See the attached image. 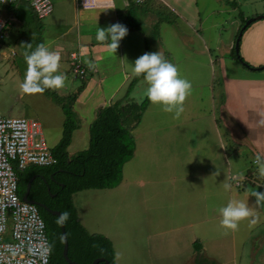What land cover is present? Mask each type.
I'll return each mask as SVG.
<instances>
[{
  "label": "rangeland",
  "instance_id": "rangeland-1",
  "mask_svg": "<svg viewBox=\"0 0 264 264\" xmlns=\"http://www.w3.org/2000/svg\"><path fill=\"white\" fill-rule=\"evenodd\" d=\"M114 1L117 7L110 14L107 9L77 8L75 0H52L54 11L45 19L38 18L26 1L0 3V15L14 18L0 49L2 115L38 119L55 148L65 113L57 98L45 91L49 83L33 77L50 80L52 94L70 93L69 97L88 82L73 106L79 127L68 147L70 156L88 148L99 101L109 105L123 93L110 97L106 80L90 68L85 67V78L77 77L67 58L72 51L89 53L88 44L83 50L78 45H83L84 32L79 27L80 11L116 21L125 0ZM131 10L134 18L129 24L137 23L140 30L122 35V58L112 60L110 68H120L124 60L128 71L134 65L131 60L148 54L145 68L150 74L129 96L135 102H142L159 82L167 84L154 94L153 113L134 127L138 150L124 166L121 186L74 193L80 221L88 217L97 223L88 230L113 241L119 264H187L195 241L204 244L219 264H264V164L255 162L249 146L233 151L235 135L223 117L225 76L264 82V68H249L234 51H225L237 36L239 14L250 18L264 14V0H149L135 3ZM159 17L167 22L159 24ZM101 25L113 30L111 46L119 40V29L127 26L110 20ZM198 32L211 42V50L201 46ZM240 55L250 66L259 67L251 64V58L264 59V18L244 31ZM198 116L197 122H189ZM250 171L255 178L260 174V183L244 182Z\"/></svg>",
  "mask_w": 264,
  "mask_h": 264
},
{
  "label": "trees",
  "instance_id": "trees-1",
  "mask_svg": "<svg viewBox=\"0 0 264 264\" xmlns=\"http://www.w3.org/2000/svg\"><path fill=\"white\" fill-rule=\"evenodd\" d=\"M13 4V3H10ZM248 18H243L239 33ZM132 26V25H131ZM140 30V26H133ZM238 60L247 64L249 68L258 69L244 62L233 48ZM148 56V54H147ZM264 68V65L259 66ZM147 74L145 63L142 65L135 78L130 82L125 96L117 101L104 106L90 125V143L87 149L70 156L68 147L72 143L73 133L79 127L76 113L73 110L74 102L84 90L86 80L72 96H60L56 91H51V85L45 87L48 95L57 98L65 113L63 133L60 141L53 149L57 163L50 166L31 165L24 170H17L19 175V194L24 196L29 180L32 182L29 198L43 202L51 209L61 211L64 219L67 239L69 242V256L82 264H91L96 258L104 257L109 264H116V252L113 242L105 235L90 233L81 223L74 203V193L86 189H104L117 187L123 180L125 164L131 160L136 150V139L132 129L141 123L143 114L147 109L152 93L142 102L128 99L136 83ZM35 81H48L46 78H34ZM162 82L157 84L160 87ZM50 86V87H49ZM47 170L44 177L39 173ZM52 174L53 177H50ZM252 171L247 173L244 182L260 183ZM252 180V181H251ZM50 188V189H49ZM55 194V195H53ZM40 213L47 225L52 254L51 264H70L64 258V238L61 227V217L52 214L45 207L39 206ZM198 256L193 264H219L217 261L202 255L201 242H194ZM98 264H106L102 261Z\"/></svg>",
  "mask_w": 264,
  "mask_h": 264
},
{
  "label": "built area",
  "instance_id": "built-area-1",
  "mask_svg": "<svg viewBox=\"0 0 264 264\" xmlns=\"http://www.w3.org/2000/svg\"><path fill=\"white\" fill-rule=\"evenodd\" d=\"M19 1L28 2L40 19L54 11L52 0H0V3ZM77 5L83 9H105L114 7L115 1L77 0ZM13 24L14 18L0 15V49ZM70 58L75 75L85 78L87 71L79 53L72 52ZM56 163L41 121L0 113V264H51L46 222L38 205L20 196L17 170ZM236 185L242 186V182L237 181Z\"/></svg>",
  "mask_w": 264,
  "mask_h": 264
},
{
  "label": "crops",
  "instance_id": "crops-1",
  "mask_svg": "<svg viewBox=\"0 0 264 264\" xmlns=\"http://www.w3.org/2000/svg\"><path fill=\"white\" fill-rule=\"evenodd\" d=\"M148 1L149 0H138V1L136 0V2H134V0H130V2H129V0L128 1L125 0V2L123 3V6H124L123 10L124 11L119 13L118 15L114 16L116 21H114L111 16L107 19L106 17L102 18V16H99V14L98 15H95V14L91 15V12L86 13L85 11L84 12L80 11V13H83V14H80V16L81 15L82 16L80 17L81 20H80L79 27L84 32H82L83 38L81 39V42H83V45H82V43H79L78 45L81 46L82 47L81 50H83L84 49L83 46L88 44L89 45V49H88L89 53L87 55L82 56L79 53V51H72V52H78L79 56L80 57L82 56L81 57L82 62L84 61L86 63V64H84V62H83L84 66L87 68H90V70H92V74L101 73V75L103 77L101 80L102 81L106 80V87H108L107 90L109 92H111L109 96L110 97L112 96V98L114 96H116V93L119 91H121V92L123 91V93L120 94L116 98H118V99L123 98L125 96V92H127V88L129 86L131 80L133 79L132 77H134L139 72V70L142 67L141 65H143L144 63L146 64L147 55H145L144 57L142 55H140L137 59L131 60V62L134 63V65L130 64L131 66H129L128 71L126 70V68L128 66H126V63L124 62V60H122L120 68L118 67V65L116 67H114L115 69L110 68V66H112V65H110V62L112 60H114L115 58L121 57L123 55V49H122L123 47H122V41H121L122 35L127 36V35L135 32L133 29L139 30V29L133 27V26H136L137 23H134V25H133V24H129V21H128L129 19L134 18L133 12L131 10L132 6L135 3L145 4V2H148ZM174 1L178 3L180 0H174ZM75 5L78 8L77 0H75ZM116 7L117 6L115 4L114 7L105 8V9H107V11H109L110 14H112L111 9L116 8ZM105 9H96V11H101V10H105ZM84 10H87V9H84ZM93 10H95V9H93ZM88 11H90V10H88ZM78 15H79V13H78ZM239 16H240V22L241 23L240 22L238 23L236 21L237 26H238L237 32H238L241 24L243 23V18H248L250 15H246V16L243 15L242 16L241 14H239ZM159 19H160L159 24H161L162 22H167L166 18H164V17L163 18L159 17ZM108 20H110L111 22H115L116 24L121 25V26H123L124 24L127 25L126 27L119 29V31L117 32L119 35V40H118V42L113 43V46H111V41L113 39V33H112L113 30L110 28L101 29L102 26H105V25H101V24H103L105 21H108ZM131 25H132V27H131ZM71 30H72V28H69L66 31V34H69ZM124 33H126V34H124ZM198 35L201 36L200 40H203V44L201 46L204 45L203 46L204 48H206L207 50L208 49L211 50L212 49L211 44H210L211 42L209 43L208 38L207 37L204 38L202 32H198ZM79 36H80V34H79ZM108 39H110V42H108V44H107L108 48H106L107 45L104 44V42L107 41ZM235 41H236V36H235V40L232 39L230 41V43L226 45L225 51L233 52V48L235 47ZM245 41H246V39H245ZM251 43H253V42H251ZM249 44H250V42H249ZM116 45H118V46L115 49L114 46H116ZM50 46H51L53 53H54L56 51L54 46L53 45H50ZM45 49L49 50L50 48H48V46L46 47V45H45ZM139 53H140V51H139ZM117 54H119V56ZM67 58L69 60H71V58L69 57L68 54H67ZM251 60H252L251 64H253V65H259L260 66L261 64H264L263 58L258 59L255 56V57H252ZM87 64H90V65H87ZM112 73H113V75H112ZM149 74L150 73L147 72V74L144 77H142L140 80L148 77ZM231 80L234 81L233 84H231ZM253 81H255V80H250V79H245V78L231 79V78H227L225 76L226 104H223V106H224L223 107V117L226 118V123L230 126L231 129H233V132L235 135V141L237 143L233 144V146H232L233 151L238 152L239 148L243 145L249 146L255 152V157H254L255 161L258 160V162H260L261 164H264V82L252 83ZM47 82L50 85L52 83L50 80H48ZM166 84H167V81H163L160 87L156 86V88L152 91L153 96L151 97L150 103H149L147 109L145 110V112L143 114V117H142L143 122L145 121L146 117L149 114L153 113V108H152L153 106L152 105L155 102V95L154 94H156L158 92V90L163 88ZM52 86H54L53 83H52ZM87 86H88V82L86 81V86H85L84 90L78 95V98L74 102V104L77 103L78 101H80V99H81L82 95L84 94ZM109 87H110V89H109ZM102 88H103V86H102ZM134 89H135V87H134ZM53 90H57V89H53ZM133 90H132V92H133ZM76 91L77 90H75L73 93H75ZM154 91H155V93H154ZM169 92H171V91H169ZM177 93H180L181 97L183 98V95L181 94L180 91H178ZM59 94L62 96H67L70 93H67V94L66 93L65 94L59 93ZM102 95L104 96V94H102ZM118 99H116L115 101H117ZM128 99L131 100L129 97H128ZM175 103L177 104L176 106H178L177 94L175 96ZM58 104L61 105L60 103H58ZM104 106H106L105 103L99 101L98 105L96 106L97 115H98L99 110L101 108H103ZM178 109H179V107H178ZM167 112H168V110H167ZM199 119H200L199 116L197 118L193 117V119H191L189 122L190 123H193L195 121L197 122ZM64 120H65V117H64ZM181 124L182 123H178V125H181ZM134 130H135V128L132 129V134H133ZM137 150H138V146H137V141H136L135 154L137 153ZM223 150L225 151L224 155L228 154L226 151L227 148L223 147ZM135 154H134L133 158L135 157ZM159 154L161 155L162 153L159 152ZM259 175L260 174H257L258 178L260 179ZM123 179H124V171H123ZM122 182H123V180H122ZM121 183L117 187H120ZM104 189H109V188H104ZM87 218L88 217L84 218L85 219L84 223L81 222L86 227V229L88 230L87 226L96 227L97 223L93 219L87 220ZM206 221H208V220L206 219L203 222H206ZM204 228L207 231L206 226ZM113 245H114V243H113ZM192 248H193V253H192V256L188 259L189 262L187 261V264H193L195 262L197 256H198V252L196 251L194 245ZM202 255L212 259V257H210V254L207 252V249H206L204 244L202 245ZM116 264H119L118 256L116 257Z\"/></svg>",
  "mask_w": 264,
  "mask_h": 264
},
{
  "label": "water",
  "instance_id": "water-1",
  "mask_svg": "<svg viewBox=\"0 0 264 264\" xmlns=\"http://www.w3.org/2000/svg\"><path fill=\"white\" fill-rule=\"evenodd\" d=\"M263 18H264V14H260V15H257V16H255V17H251V18H249V19L247 20V22L244 24V26H243L242 29H244V28H246L247 26H249L253 21H255V20H259V19H263ZM242 35H243V32L241 31V32L239 33L238 37L236 38L235 49H236V52H237V53H238L239 50H240V42H241ZM257 68L259 69L260 67H257ZM34 179H35V176H33V177L29 180V182H28V184H27V190H26V192H25V194H24V196H23V199H24L25 201H28V202H32V203L37 204V202H35V201H33V200H31V199L29 198V193H30L31 186H32V182H33ZM49 189H50V188H49ZM53 195H55V194H53ZM45 207H46V208H47L52 214L61 217V227H62V234H63V238H64V248H63V255H64V258H65V259L67 260V262L70 263V264H82V263H80V262H78V261H75V260L71 259L70 256H69V242H68V239H67V233H66L65 224H64V219H63V215H62L61 211L51 209V208H49L48 206H45ZM102 261H105L106 264H109V261H108L106 258H104V257H98V258H96L91 264H98V263H100V262H102Z\"/></svg>",
  "mask_w": 264,
  "mask_h": 264
},
{
  "label": "flooded vegetation",
  "instance_id": "flooded-vegetation-1",
  "mask_svg": "<svg viewBox=\"0 0 264 264\" xmlns=\"http://www.w3.org/2000/svg\"><path fill=\"white\" fill-rule=\"evenodd\" d=\"M236 42V41H235ZM46 173H50V171L48 172L47 170H44V172H42V173H39V175L41 176V177H44V175L46 174ZM50 177H53L52 176V174H50ZM30 194V193H29ZM31 200H33V201H35V202H37V205H39V206H42V207H45L46 205L43 203V202H41L40 200H37V199H34V198H30ZM46 208V207H45ZM47 209V208H46Z\"/></svg>",
  "mask_w": 264,
  "mask_h": 264
}]
</instances>
